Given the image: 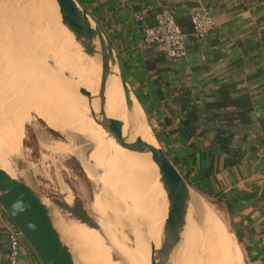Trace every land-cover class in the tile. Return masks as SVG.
<instances>
[{"label":"crops","instance_id":"0c3cea01","mask_svg":"<svg viewBox=\"0 0 264 264\" xmlns=\"http://www.w3.org/2000/svg\"><path fill=\"white\" fill-rule=\"evenodd\" d=\"M118 55L159 142L197 191L224 207L246 264H264V0H76ZM171 11L186 37L179 64L142 39ZM206 10L215 27L191 35ZM227 106L209 111L208 105ZM0 217H6L1 213ZM0 219V264L7 240ZM21 262L39 264L26 243Z\"/></svg>","mask_w":264,"mask_h":264},{"label":"bare ground","instance_id":"6f19581e","mask_svg":"<svg viewBox=\"0 0 264 264\" xmlns=\"http://www.w3.org/2000/svg\"><path fill=\"white\" fill-rule=\"evenodd\" d=\"M0 1H2L0 4V88H2V92L0 93L3 94V98L0 99V111L7 108L6 120L2 128H6L12 123L18 124L19 119L29 112H34L48 126L69 128L71 125H67L66 121H71L78 125L76 128L80 129L81 136L85 134L82 128L96 129L97 137L102 134L103 142L101 144L105 147L102 159L110 164L107 163L104 166L101 157L95 155L93 162L97 168H90L85 164L84 167L85 172L89 173L91 178L99 179L102 188L101 195L95 196L94 205L98 216V225L117 249L118 246L122 248L123 255H120L115 249L104 248V251L98 256H102L103 260L109 264H114L117 261L120 264H150V246H154L155 253L160 248L167 209L165 193L157 167L151 161L149 154L131 153L120 148L111 136H107L102 128L94 123L91 117L84 127L83 122L79 119V114L77 112L74 114L75 108H70L71 104L78 105V100L88 101L90 104L87 103V108L100 119L99 101L98 104L93 103L89 94L97 93L98 90L101 70L99 57L90 58L83 55L73 34L62 25L58 10H56V15L46 11L47 5H50V10L53 11L57 8L53 0H44V2L41 0L39 3L36 0L34 5L37 7L28 6L20 0L11 2L12 8H15L16 12L22 13L24 10L22 14H19L20 18H16L10 11L6 12L4 8L6 1ZM27 27L32 31H30L31 33L37 35V38L44 41L36 39L35 35L28 32ZM46 44L52 47L51 51L46 50ZM61 46H64V50L61 49ZM74 56L85 65H77L74 62ZM82 79L88 80V83L83 82ZM105 96L109 97V105L107 97L105 98V114L107 107L110 110H118L119 115L126 123L122 127L124 139L132 142L135 138H140L143 142L157 147L155 139L145 125L144 114L139 104L134 101L132 112L126 111L120 83L114 76H109L107 79ZM40 101L45 102L47 106L42 108ZM52 105L61 106L67 111L64 119L60 118L64 122L57 118L59 115L54 112ZM106 117L116 120V116L106 114ZM43 140L45 143L48 142L45 138ZM15 146L16 136L12 139L13 150L9 155V159L12 161L14 160ZM3 148L0 135V169L13 177L15 175L13 168L4 162ZM103 150L102 147V152ZM98 171L102 173L99 174ZM185 196L191 209V217L188 216L186 219L180 242L183 246L179 244L172 256V263L195 264V258L203 252L200 244L203 239H206L210 240L211 247H209L210 251L207 253L205 264H220L227 254L226 235L220 233L218 221L213 217H204L207 214L196 195L189 190ZM115 209H117L116 212H114ZM51 213L58 231L70 239L90 243L87 228L60 226L59 219L56 218L57 215ZM128 230H133V250L125 246L129 240ZM184 246L190 249L186 256L182 252ZM88 249V255H91V250ZM113 253L117 255L115 256L116 262L111 259ZM215 253H217L218 261H216ZM196 261L197 264L204 263V259L201 257L196 258Z\"/></svg>","mask_w":264,"mask_h":264},{"label":"rangeland","instance_id":"374dc122","mask_svg":"<svg viewBox=\"0 0 264 264\" xmlns=\"http://www.w3.org/2000/svg\"><path fill=\"white\" fill-rule=\"evenodd\" d=\"M4 1H6L4 3L5 11H10L16 18H20L19 14H22L24 10H22V13H18L16 12L15 8H12L11 2H15V0ZM20 1L28 6L32 5V7H37L34 5L36 0ZM42 1L44 2V0ZM37 2L39 3L41 0H37ZM1 3L2 1H0V4ZM50 8V5H47L46 11L56 15V10L58 9L55 7L56 9L53 11L52 9L50 10ZM29 23L34 26L33 23ZM27 30L28 32L31 31L28 29V27ZM31 34L35 35L36 39L40 40L36 37L37 35L35 33ZM42 40L43 39L40 41ZM46 46L47 44L45 45L47 51L52 50L50 45L47 47ZM61 49L64 50V46H61ZM74 62H76V64L79 66L85 65L75 56ZM82 80L83 82L88 83V80ZM0 92H2V88H0ZM89 94L91 101L98 104L99 100L97 93L91 92ZM2 95L3 94L0 93V99L1 97L3 98ZM106 97L107 96H105V98ZM106 99L108 100L109 105V97ZM87 103L89 102L85 100H78V105L80 106H73L72 104L70 105V108H75L74 114H76V112L79 114V119L83 122L84 127L90 118V111L87 108ZM53 104L56 103L53 102ZM40 105L42 108L47 106L43 101H40ZM52 108L54 109V112L59 115L57 118L64 122L60 118L64 119V116L67 115V111L61 106L57 105H52ZM6 112L7 108L5 110L1 109L0 111V135L4 146V162L7 165H10L15 172V175L12 176L29 185V187L34 190L41 200L46 202V206L49 204L51 205H49L48 208L52 209L50 211L53 212V215H57L56 218L59 219L60 226L68 228H80L83 226L89 231L88 233L90 236V243L82 240L70 239L59 231L67 244L70 246L76 258L77 264H109L103 260L102 256H98L100 255L99 253L104 251V248H108L110 250L115 249L120 253V255H123L121 253L122 248L118 246L117 249L115 244L107 237V235L98 225V216L94 205L95 196L101 195L102 188L99 184V179L96 178V180H94L91 178L89 173L87 174L85 172L86 169L84 167L85 164L90 168H92V166L97 168L93 162V157L95 155L101 157L99 158L101 159V162L104 166H106L107 163L110 164V162L103 161L102 159L104 158L105 152V147L101 144V142H103L102 134L101 136L97 137L96 129L93 128V131L92 129L82 128V131H84L85 134L81 136L79 134L80 129L76 128L78 125L71 121H66L67 125H71L69 128H65L63 126H48L45 121L38 117V115H36L34 112H29L27 115L23 116L21 119H19L18 124L16 123L14 125V123H12L11 125H7L6 128H2L3 124L5 123L4 121L6 120ZM106 114L112 115L114 117L116 116V121L122 122V124L125 123L124 119L121 117V115H119L120 113L118 110H110L107 107ZM86 116L87 118H85ZM14 136H16V146L14 148V160L12 161L9 159V155L13 150L12 139ZM43 138H45L46 142H48L45 143ZM102 147L104 149L103 152ZM85 158L89 159L94 164L92 165L89 160L86 162ZM111 175L114 178L113 174ZM188 186L190 192L196 195V197L200 200L201 206L205 214H207V216L204 217H213L216 221H218L220 224V233L222 235L225 234L227 237L228 243H225L227 254L225 259L222 260L220 264H246L245 255L241 246L239 245V242L233 235V229L231 228L230 221L225 214L224 207L215 202L214 199H211V197H208L204 193L197 191L189 184ZM116 210L117 209H115L114 212H116ZM189 216H191V209H189ZM84 219L94 227H90L88 224L84 223ZM132 234L133 230H128L127 236L129 240H126L127 242L125 243V246H128V248L131 250H133ZM209 247H211L210 240L207 241L206 239H203L200 244V248L203 249V252L196 257H201L204 259V263L202 264H205L207 253L210 251ZM87 249L91 250V255H88ZM189 250L190 249L186 246L182 248L184 256L189 253ZM193 250L196 251L195 248H193ZM114 254L115 253H113V255ZM113 255L111 256V259L112 261L116 262L117 258L115 256L117 255ZM215 255L217 257V253H215ZM105 256L107 257V255H104V257ZM196 258L195 264H197ZM216 261H218V257ZM114 264L120 263L117 261Z\"/></svg>","mask_w":264,"mask_h":264},{"label":"water","instance_id":"95a60500","mask_svg":"<svg viewBox=\"0 0 264 264\" xmlns=\"http://www.w3.org/2000/svg\"><path fill=\"white\" fill-rule=\"evenodd\" d=\"M53 1L56 3L62 25L73 34L82 54L100 59L101 70L97 90L100 119L92 110L90 117L120 148L131 153L149 154L158 169L167 209L160 248L155 253L154 246H150V264H173L172 256L182 240L186 219L189 216L190 206L185 196L189 191L188 183L159 142L142 104L128 86L118 56L101 29L76 0ZM109 76H114L119 81L128 113L132 112L134 101L139 104L144 114L145 125L155 139L157 147L143 142L140 138L128 142L122 137L123 124L106 117L105 88ZM87 160L89 159H86V162ZM91 164L93 165L92 162ZM0 209L18 230L39 264H77L70 246L57 230L52 213L46 204L29 185L11 177L2 169Z\"/></svg>","mask_w":264,"mask_h":264},{"label":"built area","instance_id":"2783aa9c","mask_svg":"<svg viewBox=\"0 0 264 264\" xmlns=\"http://www.w3.org/2000/svg\"><path fill=\"white\" fill-rule=\"evenodd\" d=\"M188 19L191 35L197 40H205L215 27L212 16L206 10H199ZM154 47H159L164 60L173 64H179L186 56L185 34L177 24L173 13L167 9L158 12L154 21L145 28L142 49L147 51ZM0 219H2L8 246L4 264H36L21 262L25 241L7 217H0Z\"/></svg>","mask_w":264,"mask_h":264},{"label":"trees","instance_id":"16d2710c","mask_svg":"<svg viewBox=\"0 0 264 264\" xmlns=\"http://www.w3.org/2000/svg\"><path fill=\"white\" fill-rule=\"evenodd\" d=\"M183 31V30H182ZM227 106V103L223 102V101H219V102H216V103H211L208 105V110L211 112L213 111H216V110H220V109H223L224 107ZM84 223L88 224L90 227H94L93 225H91L87 220H83Z\"/></svg>","mask_w":264,"mask_h":264}]
</instances>
